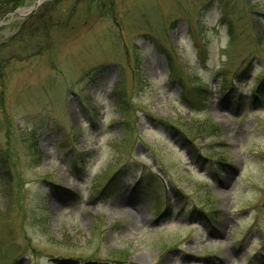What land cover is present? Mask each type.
Segmentation results:
<instances>
[{
  "label": "rangeland",
  "instance_id": "rangeland-1",
  "mask_svg": "<svg viewBox=\"0 0 264 264\" xmlns=\"http://www.w3.org/2000/svg\"><path fill=\"white\" fill-rule=\"evenodd\" d=\"M35 1L0 0V264H264V0Z\"/></svg>",
  "mask_w": 264,
  "mask_h": 264
},
{
  "label": "trees",
  "instance_id": "trees-1",
  "mask_svg": "<svg viewBox=\"0 0 264 264\" xmlns=\"http://www.w3.org/2000/svg\"><path fill=\"white\" fill-rule=\"evenodd\" d=\"M24 1H26V0H10V2H9V5H11V7L8 5L7 7H10L7 11H5L4 13H6V12H10L11 10H14L16 7H18V6H20V5H22L23 4V2ZM80 1H83L82 3H85L87 0H80ZM109 2H111V0H108ZM36 15V14H35ZM1 16V15H0ZM51 17V16H50ZM222 20H224L223 18H222ZM37 21H38V24L36 25V27L32 30V32H31V34L32 35H35V36H37V35H39V34H41L42 33V23H41V16L40 17H38L37 18ZM223 22H225L226 24L228 23V21L227 20H224ZM49 23V25H51V22H50V20L48 19L47 20V24ZM52 25H53V23H52ZM228 34L230 35V37H231V39L233 40L234 39V33L232 32V30H231V27L228 25ZM2 66L1 67H3L5 64H1ZM171 66V65H170ZM172 67V66H171ZM176 81H177V83H179L181 86H182V78L181 77H177L176 78ZM261 84L262 83H259V87L261 86ZM259 89V88H258ZM196 98L197 99H199L201 102H203V100H205V97H203L201 94H198L197 96H196ZM184 99H186V101H185V103L187 104V105H189L191 108H193V109H198L199 107H201V106H199L198 107V101H195L194 100V94H192L190 97H186L185 95H184ZM214 130V127H212V126H208V127H206L205 125H202V127H200V128H196V133L198 134H200V135H211V132ZM187 134V133H186ZM198 134V135H199ZM147 190H149L148 189V187L147 186H144ZM143 187V188H144Z\"/></svg>",
  "mask_w": 264,
  "mask_h": 264
},
{
  "label": "bare ground",
  "instance_id": "bare-ground-1",
  "mask_svg": "<svg viewBox=\"0 0 264 264\" xmlns=\"http://www.w3.org/2000/svg\"><path fill=\"white\" fill-rule=\"evenodd\" d=\"M25 12H26V10L25 9H22V10H19L18 12H17V14L21 17L22 15H24L25 14ZM129 200H121L120 202H121V204H119V206L117 207L119 210H121V209H123V207H125V205H129V202H128ZM121 206H123V207H121ZM123 211V210H122ZM130 215H131V218H133L134 219V221L132 222L131 221V224L130 225H132L131 227H133L134 226V224H135V220L137 219V218H139L140 217V213L139 212H135V214L134 213H130Z\"/></svg>",
  "mask_w": 264,
  "mask_h": 264
},
{
  "label": "water",
  "instance_id": "water-1",
  "mask_svg": "<svg viewBox=\"0 0 264 264\" xmlns=\"http://www.w3.org/2000/svg\"><path fill=\"white\" fill-rule=\"evenodd\" d=\"M44 0H36L35 2H34V4L32 5V7H31V9L29 10V13H31L32 11H34L42 2H43ZM10 14H16V11H13V12H11ZM28 14V13H27ZM26 16V14L25 15H23L22 17H25ZM3 18L4 17H2L1 19H0V23H1V21L3 20Z\"/></svg>",
  "mask_w": 264,
  "mask_h": 264
}]
</instances>
